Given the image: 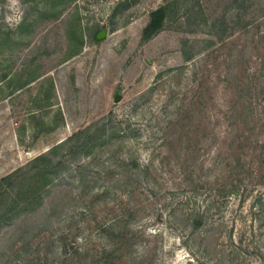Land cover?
<instances>
[{
	"label": "rangeland",
	"instance_id": "rangeland-1",
	"mask_svg": "<svg viewBox=\"0 0 264 264\" xmlns=\"http://www.w3.org/2000/svg\"><path fill=\"white\" fill-rule=\"evenodd\" d=\"M168 1L69 0L59 6L63 10L54 19L53 10L41 0H0V32H15L24 17L35 20L31 32L23 34L12 47V57L7 50L0 55V178L110 112L123 127L134 129L124 142L123 156L136 158L140 167L150 164V143L180 93L182 78L176 71L183 66L188 72L191 67V62L183 63L180 40H214L207 34H180L177 25L170 24L150 40L142 41L149 13ZM126 5L131 6L121 12ZM116 10L119 12L112 17ZM74 23L82 45L78 54L67 59V30ZM101 26H106V34L95 42L93 36ZM263 34L264 24L252 26L239 39L235 37L232 59L242 63L238 79L248 73L256 76L255 71L264 66ZM32 75L36 80L16 90L18 83L27 82ZM145 91H149L146 99L131 103ZM116 94L120 95L118 102L114 101ZM106 164L102 157L87 171L109 174V178L91 183L90 190H103L109 185L117 192L93 201L95 214L90 217L79 210L86 198L70 201L81 193L79 188L64 185L53 189L46 199L47 205L68 201L65 210L68 208L69 214H59L51 225L86 246V264L106 245L92 221L96 215L106 224L113 221L119 192L124 189L112 180L123 176L124 170L107 168ZM154 173L150 165L142 184L147 191L139 194L136 190L134 196L138 201L136 214L125 217L132 221L128 230L142 232L146 241L143 245L149 250L147 257L152 259L149 264H264V189L251 188L216 201L203 192L192 198L182 188L159 189L152 181ZM153 197L159 203L151 206ZM37 219L38 215L32 216L29 224ZM13 221L12 226L0 230V264L15 255L11 250L22 237V228L27 227L21 223L22 218ZM143 245L136 246L135 256H141Z\"/></svg>",
	"mask_w": 264,
	"mask_h": 264
},
{
	"label": "trees",
	"instance_id": "trees-1",
	"mask_svg": "<svg viewBox=\"0 0 264 264\" xmlns=\"http://www.w3.org/2000/svg\"><path fill=\"white\" fill-rule=\"evenodd\" d=\"M68 2L41 0L53 10L54 19L63 10L59 6ZM34 23L35 20L24 17L15 32H0V55L7 50L12 57V47L23 34L31 32ZM170 24L177 25L180 34H207L214 40L211 43L203 39L196 43L180 40L183 63L191 62V67L188 72L183 66L176 71L182 78L180 93L169 108L168 119L157 127V136L150 143V164L140 167L136 158L123 156L124 142L134 129L129 125L123 127L110 112L0 178V230L12 226L15 218H22L21 223L27 226L22 228V237L11 250L15 255L8 256L2 264H86L89 257L86 246L78 243L75 236L70 238L69 232L54 230L51 225L59 214H69L70 210H65L68 201L47 205L46 199L53 189L64 185L79 188L81 193L70 201L86 198L84 207H79L81 215L95 214L93 201L117 192L110 190L109 185L103 190H90L91 183L109 178L108 173H87L102 157L108 163L107 168L124 170L123 176L112 178L117 187L124 189L119 192L113 221L106 224L96 219L97 215L93 217L98 235L106 245L92 255L88 264H149L152 260L147 257L149 250L143 245L146 241L142 232L128 230L132 221L125 218L136 214V190L140 194L148 189L142 184L150 165L155 168L151 180L155 185L158 183L159 189L182 188L192 198L203 192L216 201L236 196L240 191L244 194L251 188L264 189V66L258 69L261 75L257 70L256 76L248 73L238 79L242 63L232 59L235 37L239 39L252 26L264 24V0H170L149 13L141 40H150ZM105 27L97 28L95 42ZM67 40L68 59L78 54L82 45L76 23L69 26ZM208 48L210 52L206 53ZM10 72L11 69L3 78ZM34 80V75L30 76L27 82L18 83L16 90ZM148 95L149 91H145L131 103H138ZM157 201L149 204L154 206ZM34 215L38 219L29 224ZM137 245L144 246L141 256L134 255Z\"/></svg>",
	"mask_w": 264,
	"mask_h": 264
},
{
	"label": "water",
	"instance_id": "water-1",
	"mask_svg": "<svg viewBox=\"0 0 264 264\" xmlns=\"http://www.w3.org/2000/svg\"><path fill=\"white\" fill-rule=\"evenodd\" d=\"M105 31H101L98 35H97V40H100V39H102V37H104L105 36ZM119 98H120V95H118V94H116L115 95V97H114V101L115 102H118L119 101Z\"/></svg>",
	"mask_w": 264,
	"mask_h": 264
}]
</instances>
